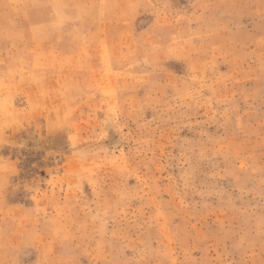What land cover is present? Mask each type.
Returning <instances> with one entry per match:
<instances>
[{
  "label": "rangeland",
  "instance_id": "rangeland-1",
  "mask_svg": "<svg viewBox=\"0 0 264 264\" xmlns=\"http://www.w3.org/2000/svg\"><path fill=\"white\" fill-rule=\"evenodd\" d=\"M0 264H264V0H0Z\"/></svg>",
  "mask_w": 264,
  "mask_h": 264
}]
</instances>
